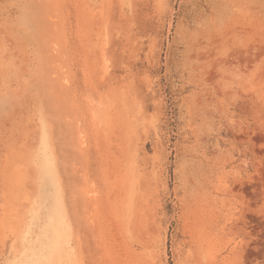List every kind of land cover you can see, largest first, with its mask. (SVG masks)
Returning a JSON list of instances; mask_svg holds the SVG:
<instances>
[{
	"label": "rangeland",
	"instance_id": "1",
	"mask_svg": "<svg viewBox=\"0 0 264 264\" xmlns=\"http://www.w3.org/2000/svg\"><path fill=\"white\" fill-rule=\"evenodd\" d=\"M0 264H264V0H0Z\"/></svg>",
	"mask_w": 264,
	"mask_h": 264
}]
</instances>
